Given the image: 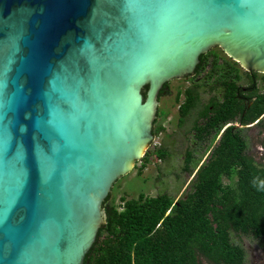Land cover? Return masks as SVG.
Here are the masks:
<instances>
[{"label":"water","instance_id":"obj_1","mask_svg":"<svg viewBox=\"0 0 264 264\" xmlns=\"http://www.w3.org/2000/svg\"><path fill=\"white\" fill-rule=\"evenodd\" d=\"M216 45L264 73V0H0V264L85 263L164 84Z\"/></svg>","mask_w":264,"mask_h":264},{"label":"trees","instance_id":"obj_2","mask_svg":"<svg viewBox=\"0 0 264 264\" xmlns=\"http://www.w3.org/2000/svg\"><path fill=\"white\" fill-rule=\"evenodd\" d=\"M211 54L200 56L203 64L197 70L202 72L212 64L216 78L208 87L220 89L224 95L203 104L194 120L195 136L204 139L209 135L210 146L207 157L192 168L194 154L187 152L183 169L193 175L189 189L178 198L167 192H140L136 197L121 196L120 202L110 192L103 203L107 221L84 264H202V258L212 264H244L246 251L234 242L233 233L264 241V163L248 153V137L241 128L230 125L223 129L235 119L263 124L264 92L256 91L253 101L244 102L238 97L236 82L242 78L239 63L217 51L211 61ZM168 85L169 81L159 96ZM176 99L183 122L200 105V84L194 81L179 90ZM203 116L207 118L200 122ZM161 129H154V135ZM154 153L156 158L167 157L161 147ZM150 154L147 151L141 159L140 175Z\"/></svg>","mask_w":264,"mask_h":264},{"label":"rangeland","instance_id":"obj_3","mask_svg":"<svg viewBox=\"0 0 264 264\" xmlns=\"http://www.w3.org/2000/svg\"><path fill=\"white\" fill-rule=\"evenodd\" d=\"M215 50L223 57L229 58L228 54L218 45ZM189 82L186 79L173 78L164 94L160 96L158 105V118L153 122V131L162 127L157 133V140L161 148L167 152V157L161 162L151 160L142 174L138 173L141 159L138 160L133 169L119 177L111 188L112 196L119 202L121 196L136 197L140 192L147 195H157L167 192L170 196L178 198L189 189V182L193 175L185 171V159L188 151H192L193 162L191 168L201 159L208 155L209 140L199 142L194 134V119L202 104L208 102V93L201 92V103L197 108L183 120L180 121L179 103L176 99L179 90H183ZM182 98V97H181ZM248 137V153L257 162L264 163V130L260 128L245 129ZM218 138V137H217ZM159 145V146H160ZM233 240L241 244L246 251L244 264H264V241L251 235L233 233ZM202 264H212L202 258Z\"/></svg>","mask_w":264,"mask_h":264},{"label":"flooded vegetation","instance_id":"obj_4","mask_svg":"<svg viewBox=\"0 0 264 264\" xmlns=\"http://www.w3.org/2000/svg\"><path fill=\"white\" fill-rule=\"evenodd\" d=\"M215 51L216 50H215V48L213 46L208 52H206V53H212L210 55L211 56V59H210L211 61H213V57H214L213 56V52H215ZM201 57H200V62L197 65L194 74H189V75H185V76L182 77V79H186L189 82V84L185 88L191 86L194 83V81H195V83L200 84V96H201V92L202 91H205V92L208 93V96H207L208 97V102L210 100H212L213 98H215V100H217L219 98H223L222 96L224 95V92L222 90H220V89L211 90L208 87V84H210V82L212 80L214 81L215 78H216V74L215 75L213 74V70H212L213 66H212V64H208V66H207V68L205 70H202V72H200V71L198 72L197 68L201 67V64H203V61H202ZM226 59L234 60L230 56H229V58H226ZM234 61H236V60H234ZM239 65H240V63H239ZM241 68H242V70L240 71L241 72L240 74L242 75V78H239L236 81L237 84L240 86V90H238V94H239L238 97L243 99L244 102H248L250 100L253 101L256 98V96L254 94L256 91H260L262 93L264 92V80L261 79L262 74H264V73L258 72V71H252L251 72V71L246 70L242 66H241ZM256 75H257V78H256ZM234 78H235V76H234ZM204 104H206V103H204ZM202 106H203V104H202ZM200 109H201V107L199 108V110ZM206 118H207V116L206 117H204V116L201 117L200 118V122H203ZM260 119L264 121V113L260 116ZM230 125H233L235 127L241 128L243 131L245 129H248V128L252 129L254 127L256 129L262 127V129L264 130V122H263V124H260V121L259 122L258 121H254L251 124H243L239 119H235V120H232L229 123H227L223 127V129H225L227 126H230ZM206 131L207 130H205V132ZM218 138H219V136H218ZM218 138H217V140H218ZM196 139L199 142H205V141H208V140L210 142L209 135H206V137L204 139H200V138H197V137H196ZM210 150H211V148H210ZM208 153H209V151H208Z\"/></svg>","mask_w":264,"mask_h":264},{"label":"built area","instance_id":"obj_5","mask_svg":"<svg viewBox=\"0 0 264 264\" xmlns=\"http://www.w3.org/2000/svg\"><path fill=\"white\" fill-rule=\"evenodd\" d=\"M159 145H160V141L157 140V134H156V135H154V138H153L151 144L149 145V147L147 149V151H149V153H151L150 154V159L151 160H154V158H155V155H154L155 154L154 153L155 150L161 147V145L160 146ZM156 161L161 162L162 161V158H157ZM141 163H142V161L140 162V165H141Z\"/></svg>","mask_w":264,"mask_h":264}]
</instances>
